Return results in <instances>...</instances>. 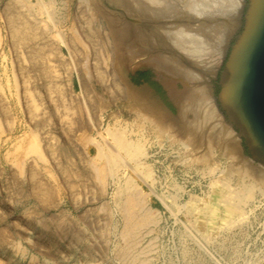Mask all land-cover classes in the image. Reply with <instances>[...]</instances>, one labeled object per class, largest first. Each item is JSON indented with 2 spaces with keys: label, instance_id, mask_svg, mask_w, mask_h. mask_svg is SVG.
I'll return each mask as SVG.
<instances>
[{
  "label": "rangeland",
  "instance_id": "374dc122",
  "mask_svg": "<svg viewBox=\"0 0 264 264\" xmlns=\"http://www.w3.org/2000/svg\"><path fill=\"white\" fill-rule=\"evenodd\" d=\"M12 1L0 0V135L3 139L0 230L4 231V239L0 240V264L119 263L112 255V248L118 239L121 214L114 205L111 187L103 196H96L92 183L64 180L57 163L66 158L49 150L46 144L47 140L56 143L66 140L63 131L76 126L83 130L79 132L83 136L92 137L107 126H119L127 130L132 139L145 138L149 154L146 160L154 179L150 184L165 198L154 195L146 183H141L150 195L148 206L156 214V222L140 234L142 244L151 241L146 253L151 258L150 264H264V179L254 181L253 195L241 205L244 219L220 227L211 237L199 230L196 215L185 206L192 200L211 201L214 184L220 186L228 182L229 188H236L238 181L249 182V175L244 173L247 161L263 173L264 166L250 157L242 138L237 157L217 145L206 164L195 161L202 145L196 138L189 137L180 117L179 103L166 87L164 74L154 68L153 63L133 66L130 60L126 44L134 39L137 23L132 19L137 15L129 9L132 1L94 0L101 8L96 10V5L88 1L54 0L51 17H48L45 12L34 9L37 0H27L25 4L15 0L11 8L24 15H18L17 19H36L42 31L29 43L21 41L9 23L7 12ZM178 2L181 9L182 2ZM31 7L33 10L28 12ZM87 13L94 16V24L87 20ZM104 13L115 18L118 27L133 21L128 37L121 41L110 37L111 26ZM46 22L51 29L48 32ZM144 23L149 31L151 26ZM94 27L99 28L96 33ZM41 46H44L46 70L39 67L42 61L31 55L33 49L42 50ZM148 70L150 79L138 82L135 78L138 71ZM111 73L117 78L116 86L112 85ZM175 87L181 90L184 86L176 81ZM113 88L117 90L116 98L112 95ZM129 97L136 99L138 105L160 111L181 141L174 142L169 133L157 136L151 123L136 116L128 106ZM34 127L38 129L41 157L35 154L30 157L35 159L36 168L45 178L50 177L49 173L54 175L59 188L58 205L49 209L37 202L30 192L28 158L25 172L18 174L15 164L1 157L11 139L20 138ZM81 136L76 139L72 155L76 161L96 152L94 144L82 142ZM7 137L9 141L5 143ZM104 203L112 205V217L103 210L92 211ZM64 213L66 239L51 243L34 226L35 218L58 217ZM73 232L84 238L74 247L68 243ZM103 232L108 234L104 237ZM92 257L94 260L90 262Z\"/></svg>",
  "mask_w": 264,
  "mask_h": 264
},
{
  "label": "bare ground",
  "instance_id": "6f19581e",
  "mask_svg": "<svg viewBox=\"0 0 264 264\" xmlns=\"http://www.w3.org/2000/svg\"><path fill=\"white\" fill-rule=\"evenodd\" d=\"M14 1L10 3L7 12V16L10 17L9 23L21 41L28 40L29 43L36 37V34L42 33V31H39L40 27L36 19L32 21L29 18L22 21L17 19L18 15L19 17H24V15L11 8V5L15 4ZM19 1L23 4L27 3V0ZM82 1H88L94 6L96 5L94 3H97L94 0H80V2ZM130 1L132 2L129 9L132 14L138 16H136L137 19L132 18L137 22L134 25L135 37L126 44L132 65L153 63L154 68L164 74L166 87L179 103L180 117L185 122L189 137L196 138L202 145L195 161L198 160L206 164L213 153L212 150L217 145L224 148L229 155L237 157L240 137L217 107L213 95L212 80L224 60L227 35L235 28L244 0H181V9H179V0ZM53 2L54 0H37L36 8L31 7L28 12L34 8L51 17ZM135 5L139 8L134 7ZM182 6L185 8L183 9ZM99 8L97 5L95 6L96 10ZM132 14L130 13V15ZM104 15L107 14L104 13ZM84 17L86 16L84 15ZM106 18L109 20V27L111 26V32L110 29L108 30L110 37L113 36L116 41H121L129 34L130 24L133 21L127 24L126 19L122 20L126 23L122 27H118L119 24L116 23L115 18H110V16H106ZM87 20L94 24L93 15L87 13ZM143 23H148L151 29L148 31ZM94 28L96 33L99 28ZM48 29L50 27L46 22L45 31L51 30ZM74 38L76 39V36ZM33 46L37 47L38 45L34 44ZM41 49H33L31 55L39 58V61H42L39 67L46 70L42 55L44 46H41ZM111 75L113 77L112 85L116 86L117 78L114 73ZM176 81L182 82L183 89L178 90L175 87ZM50 88L52 89V84ZM115 88L112 90L114 98L117 97V88ZM131 98L129 97L128 106L135 111L136 116L151 123L153 129L158 133L157 136L169 133L174 142L181 141L178 134L172 130L171 122L160 111L154 107L145 108L138 105L136 99ZM190 114L193 115V118L190 117ZM118 127L107 126L104 131H96L97 135L92 137L83 136V134L81 136L79 132H83L82 129L77 126L71 127L70 131H63L66 140L63 138L64 141L59 143L52 141L51 143L47 140L46 144L49 150L57 151L61 158H66V161L57 163L64 180L70 183L75 181L92 183L91 187L95 189L96 196H103L111 187L114 205L121 214V227L117 232L118 239L112 248V255L119 262L118 264H150L151 258L146 253L151 241L142 244L140 234L156 222V214L148 206L150 195L141 183H146L154 195L164 198V194L158 193L155 187L150 184L154 179L151 175V166L146 160L149 154L146 151L145 138L132 139L127 130ZM37 130L34 127L22 136L20 135V138L11 139L1 157L5 162L15 164L18 174L25 172L28 158L30 192L37 202L44 203L49 209L51 206L58 205L56 199L59 188L53 180L54 175L49 173L51 178H45L36 168L35 159L30 157L32 154L41 157ZM79 136H81L82 142H92L96 147V152L94 155L83 156V160L76 161L72 159V155L76 147V139ZM7 141H9V137L4 139L5 143ZM1 142L3 139L0 135V147ZM182 144L184 147L187 146L185 142ZM244 166V173H247L251 179L249 182L238 181L236 188H229L226 184L228 182H224L220 186L214 184V195L211 201L194 202L192 200L185 204L189 211L196 215L200 224L199 230L206 237H211L212 233L222 226L233 225L244 219L241 205L253 195L254 181L259 178L264 179V173L253 167L248 161ZM122 168L126 170L122 171ZM96 210H103L109 217H112V205L109 203L92 209L93 212ZM35 220L34 226L38 227L39 232L43 233L51 243L56 239H66L65 213L58 217L57 215L36 217ZM103 234L105 237L108 233L103 232ZM69 237L71 238L68 243L73 247L83 242L84 239L76 232L70 234ZM3 239L4 231L0 230V240ZM93 260L92 257L90 262Z\"/></svg>",
  "mask_w": 264,
  "mask_h": 264
},
{
  "label": "water",
  "instance_id": "95a60500",
  "mask_svg": "<svg viewBox=\"0 0 264 264\" xmlns=\"http://www.w3.org/2000/svg\"><path fill=\"white\" fill-rule=\"evenodd\" d=\"M214 78L220 85L213 93L218 109L250 157L264 166V0H244Z\"/></svg>",
  "mask_w": 264,
  "mask_h": 264
},
{
  "label": "trees",
  "instance_id": "16d2710c",
  "mask_svg": "<svg viewBox=\"0 0 264 264\" xmlns=\"http://www.w3.org/2000/svg\"><path fill=\"white\" fill-rule=\"evenodd\" d=\"M150 76H151V72L149 70L148 71H138L135 78L139 82L140 79H150ZM158 87L161 88L160 86Z\"/></svg>",
  "mask_w": 264,
  "mask_h": 264
},
{
  "label": "flooded vegetation",
  "instance_id": "af4514ba",
  "mask_svg": "<svg viewBox=\"0 0 264 264\" xmlns=\"http://www.w3.org/2000/svg\"><path fill=\"white\" fill-rule=\"evenodd\" d=\"M240 30H237V33L239 32ZM233 41H234V39H232L231 40V43H233ZM221 67V66H220ZM219 72H220V70H219ZM215 79V80H214ZM214 80V81H213ZM213 80H212V83H213V85H212V89H213V93L214 94H218V92H219V90H220V85H219V83H218V78H213ZM172 111V110H171Z\"/></svg>",
  "mask_w": 264,
  "mask_h": 264
}]
</instances>
